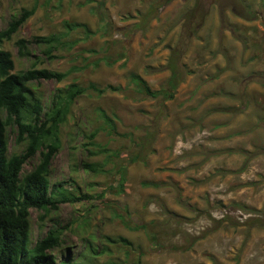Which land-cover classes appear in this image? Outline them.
<instances>
[{"label": "rangeland", "instance_id": "rangeland-1", "mask_svg": "<svg viewBox=\"0 0 264 264\" xmlns=\"http://www.w3.org/2000/svg\"><path fill=\"white\" fill-rule=\"evenodd\" d=\"M32 7L1 48L14 72L35 63L66 73L29 85L45 108L71 83L119 87L70 105L48 179L89 198L60 204L41 224L30 210L33 241L57 224V262L264 264V0H0V29ZM47 35L59 39L52 58L31 42ZM19 38L29 57L18 56ZM170 64L179 75L170 100L145 98L129 80L136 73L160 89ZM7 141L9 154L23 152L16 128ZM82 161L102 171L88 177Z\"/></svg>", "mask_w": 264, "mask_h": 264}, {"label": "trees", "instance_id": "trees-1", "mask_svg": "<svg viewBox=\"0 0 264 264\" xmlns=\"http://www.w3.org/2000/svg\"><path fill=\"white\" fill-rule=\"evenodd\" d=\"M33 12V7L22 8L5 28L0 29V264H73L69 254L58 262L52 254L61 243L62 231L57 224L51 225L40 238L33 241L30 210L41 211L38 214L41 224L48 213L58 210L60 204L89 198L87 193L68 192L62 183H58V186L51 185L48 179L49 161L60 147V126L66 120L69 107L75 99L89 92L100 96L107 91L119 90V87L71 83L65 88L57 89L45 108L29 85L40 80L61 81L66 73L36 68L35 63L25 70L14 72L10 52L1 48L2 43L11 40ZM65 26L67 30H72L84 25L65 23ZM31 42L44 46L42 53L47 58H52L51 52L57 48L59 39L55 35L34 36ZM14 43L19 57L30 56L26 40L19 38ZM103 60L108 65L116 62V59ZM169 69L171 73L166 86L157 90L151 89L136 73H130L129 80L137 93L145 98L170 100L174 96L179 75L172 64ZM99 111L106 125L112 129L111 119L103 111ZM11 127L16 128L17 141L25 142L21 153L8 152L7 129ZM94 136L95 133L89 135L90 138ZM36 153L39 154L38 163L30 171L23 173L24 164ZM81 165L88 177L102 171L101 164L94 161H82ZM150 186L158 187L159 183H150ZM107 240L128 244L122 237H108ZM88 250L95 253L91 244H88ZM135 264H140V258Z\"/></svg>", "mask_w": 264, "mask_h": 264}]
</instances>
